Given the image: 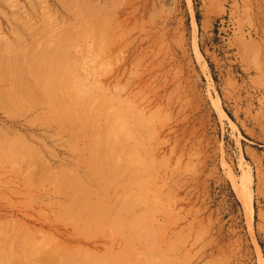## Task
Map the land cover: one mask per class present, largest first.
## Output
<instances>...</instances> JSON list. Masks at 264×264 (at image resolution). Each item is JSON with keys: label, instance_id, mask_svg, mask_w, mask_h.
Masks as SVG:
<instances>
[{"label": "rangeland", "instance_id": "374dc122", "mask_svg": "<svg viewBox=\"0 0 264 264\" xmlns=\"http://www.w3.org/2000/svg\"><path fill=\"white\" fill-rule=\"evenodd\" d=\"M0 54V264H264V0H0Z\"/></svg>", "mask_w": 264, "mask_h": 264}, {"label": "bare ground", "instance_id": "6f19581e", "mask_svg": "<svg viewBox=\"0 0 264 264\" xmlns=\"http://www.w3.org/2000/svg\"><path fill=\"white\" fill-rule=\"evenodd\" d=\"M1 55V54H0ZM2 56H3V54H2ZM251 199H249V202H248V208H249V210H250V212H251V214L253 213V205H252V203H251V201H250Z\"/></svg>", "mask_w": 264, "mask_h": 264}]
</instances>
